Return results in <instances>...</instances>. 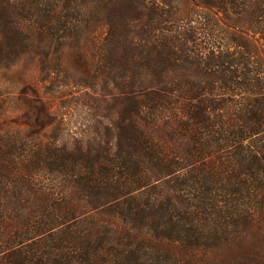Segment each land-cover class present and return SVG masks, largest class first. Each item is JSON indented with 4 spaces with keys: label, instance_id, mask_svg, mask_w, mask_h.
<instances>
[{
    "label": "trees",
    "instance_id": "16d2710c",
    "mask_svg": "<svg viewBox=\"0 0 264 264\" xmlns=\"http://www.w3.org/2000/svg\"><path fill=\"white\" fill-rule=\"evenodd\" d=\"M80 52L94 128L0 132V264H264V0H0V72Z\"/></svg>",
    "mask_w": 264,
    "mask_h": 264
},
{
    "label": "rangeland",
    "instance_id": "374dc122",
    "mask_svg": "<svg viewBox=\"0 0 264 264\" xmlns=\"http://www.w3.org/2000/svg\"><path fill=\"white\" fill-rule=\"evenodd\" d=\"M93 60L92 53H73L56 70L54 62L43 66L40 57L29 56L13 69L1 71L0 132L15 127L24 136L54 133L63 136V142L93 129L90 99L94 95L81 87L85 75L81 69ZM46 111L58 114L64 124H41V119L47 121Z\"/></svg>",
    "mask_w": 264,
    "mask_h": 264
}]
</instances>
